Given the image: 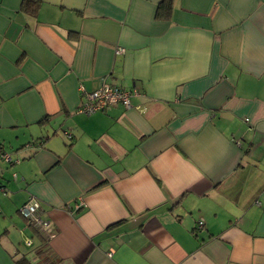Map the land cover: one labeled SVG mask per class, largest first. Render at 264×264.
<instances>
[{
	"label": "crops",
	"instance_id": "obj_1",
	"mask_svg": "<svg viewBox=\"0 0 264 264\" xmlns=\"http://www.w3.org/2000/svg\"><path fill=\"white\" fill-rule=\"evenodd\" d=\"M21 2L0 0V264L37 260L29 197L57 264H264V0ZM102 82L131 106L77 113Z\"/></svg>",
	"mask_w": 264,
	"mask_h": 264
},
{
	"label": "built area",
	"instance_id": "obj_2",
	"mask_svg": "<svg viewBox=\"0 0 264 264\" xmlns=\"http://www.w3.org/2000/svg\"><path fill=\"white\" fill-rule=\"evenodd\" d=\"M119 49L118 52H121ZM82 92V100L76 108L77 113L92 114L94 112L104 110L109 106L115 104H122L125 107H130V96L136 94V89L127 90L121 88L118 85L102 82L97 88L91 91H85L82 86H80ZM245 121L248 118H244ZM1 157L4 160L9 161V155L6 153H1ZM14 176V174H13ZM15 177V176H14ZM80 204H76L78 208ZM40 205L38 201L29 197L26 202L18 209L19 214L26 220H28L34 227H38L41 232H43L48 238L52 235V230L50 229V222L39 216ZM203 222L198 221V227H202ZM26 244H30L28 240ZM112 251H108L107 255L111 256Z\"/></svg>",
	"mask_w": 264,
	"mask_h": 264
},
{
	"label": "trees",
	"instance_id": "obj_3",
	"mask_svg": "<svg viewBox=\"0 0 264 264\" xmlns=\"http://www.w3.org/2000/svg\"><path fill=\"white\" fill-rule=\"evenodd\" d=\"M173 0H161L156 10V17L166 19L171 14ZM39 4V0H22L20 8L27 13H35ZM26 220V219H25ZM28 221V220H27ZM30 224V222L28 221ZM33 226L32 224H30ZM34 232L39 238V244L35 249L36 261H31L25 255L20 256L15 260V264H57L58 259L54 254L49 251L48 241L49 238L36 227Z\"/></svg>",
	"mask_w": 264,
	"mask_h": 264
}]
</instances>
